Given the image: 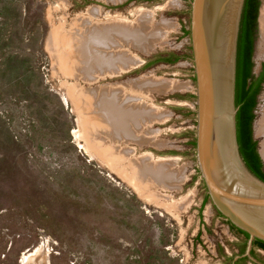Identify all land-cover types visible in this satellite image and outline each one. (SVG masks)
I'll return each mask as SVG.
<instances>
[{
  "label": "rangeland",
  "instance_id": "1",
  "mask_svg": "<svg viewBox=\"0 0 264 264\" xmlns=\"http://www.w3.org/2000/svg\"><path fill=\"white\" fill-rule=\"evenodd\" d=\"M263 8L260 0L256 77L264 69ZM97 9L91 23L108 18L106 23L137 26L148 13L151 27L137 45L120 40V49L134 59L131 67L89 80L83 63V76H72L78 57L64 66L55 49ZM189 9V0H0V264H232L229 258L239 255L244 236L210 200L201 208L207 190L192 146L195 78L191 40L184 35ZM74 38L82 49L84 37ZM172 53L182 57L179 62H156ZM145 83L153 85L144 91L148 106L147 97L138 96L143 91L131 92ZM163 83L170 90L155 87ZM103 87L130 90L137 105L159 117L139 131L149 139L141 135V142L120 147L107 138L116 160H100L90 149L78 104L84 92ZM254 113L253 136L262 155L264 83ZM128 147L135 158L171 163L177 187L138 186L130 174L137 160L130 154L122 160ZM255 250L256 262L241 264H264V251Z\"/></svg>",
  "mask_w": 264,
  "mask_h": 264
},
{
  "label": "water",
  "instance_id": "2",
  "mask_svg": "<svg viewBox=\"0 0 264 264\" xmlns=\"http://www.w3.org/2000/svg\"><path fill=\"white\" fill-rule=\"evenodd\" d=\"M245 1L189 0L195 160L212 206L249 235L245 254L234 262L243 258L256 262L254 242H264V182L244 162L237 136V58ZM141 63L117 76L140 68ZM258 152L262 159L259 148Z\"/></svg>",
  "mask_w": 264,
  "mask_h": 264
},
{
  "label": "bare ground",
  "instance_id": "3",
  "mask_svg": "<svg viewBox=\"0 0 264 264\" xmlns=\"http://www.w3.org/2000/svg\"><path fill=\"white\" fill-rule=\"evenodd\" d=\"M98 12V9L97 11L92 10V12L90 10L88 12V15H90L89 18L80 19L74 26V33L72 32L69 34L71 37H65L66 39H64L63 43H60L61 46L58 48L56 46V58L61 64H64V66L67 65L65 63L69 60L71 61L74 57H78L77 61L79 62L74 61L75 70L72 76H79L78 69L83 63H85L84 71L86 75H88L87 79L89 80L96 78L95 73H99L103 76L108 73V71L115 72L119 69H123L122 67L124 65H126V68L131 67V64L128 66V63L129 61L130 63L133 62L131 60L134 59H132L131 56L127 57L126 53L120 49L121 46H124V43H121L120 40H125V42L130 43L131 46L137 45V42H140L141 39L144 38L143 35L146 34L144 31L151 27L150 22L152 17L148 13L139 16L140 21L137 23V26L132 23L131 25L120 23L121 21H117L118 23H106V19L108 18H102L103 20L98 18L96 19V23L94 22L95 24L93 22L91 23L92 16L96 17ZM260 25L264 31V8L261 10ZM74 37H84L82 40L84 42L82 49L79 48V43ZM140 37L142 38L140 39ZM87 42H89V44L86 48ZM108 50H110V52H108ZM121 64L123 65L121 66ZM164 85L166 84L163 83L162 86L158 85L155 87H161L162 89L166 87L170 90V86ZM152 86L151 84L146 85L145 83V85L137 86L136 89L131 90V92L135 90L144 92L145 90H149ZM132 88L133 87H131V89ZM128 92H130V90L125 88L118 89L112 87L107 91L106 88L103 87L99 89V91L88 90L84 92V98L78 101L79 107L82 110L81 113L84 116V124L85 126L87 125L86 130L88 131V139H90L92 143L90 149L93 152H97L96 156L100 160H105L106 156L109 158L114 157L112 152L105 146L106 140H117L119 143L116 144H119L120 147L124 146L121 145L120 142H141L139 136L145 135L142 134L143 132H139L141 127L152 123L155 120L154 118L157 117L154 110L150 111L148 107L137 105L132 100V96L129 94L127 95ZM138 96L147 97L146 100L144 99L143 103L147 106L150 105L148 101L149 98L145 92ZM262 118V121L260 120L261 123H259V128L261 134H264V117ZM109 126L110 128H108ZM95 133H97V135ZM142 137L149 139L146 138V135ZM122 149H124L126 153V156H124L122 160H127L129 154L134 156L130 157L131 160H137L136 165L132 166L133 169L130 174L133 176L138 186L141 185L142 182V188H147V190L148 187L150 188L151 186H160L163 189L177 187V179L174 177V174L168 171L172 169L171 163L168 164L165 161L157 163L149 156L135 158L136 155L133 154L135 149L133 150L130 147ZM120 152L121 151H119V153ZM262 155L264 157V143L262 144ZM116 158L117 157H114L113 160H116ZM142 180H147V182ZM143 190L146 191V189ZM180 207H186V205H181Z\"/></svg>",
  "mask_w": 264,
  "mask_h": 264
},
{
  "label": "trees",
  "instance_id": "4",
  "mask_svg": "<svg viewBox=\"0 0 264 264\" xmlns=\"http://www.w3.org/2000/svg\"><path fill=\"white\" fill-rule=\"evenodd\" d=\"M259 10L260 0L245 1L238 45L236 106L239 107L237 113V136L241 156L249 170L264 182V165L258 152V142L253 138V123L255 120L254 112L258 103V96L262 91L264 83V69L259 77H256L253 74V56L258 28ZM184 35L189 36L190 31L184 29ZM181 58L182 57L176 56L172 53L169 57H159L156 62L175 64L179 62ZM192 98H195V96H192ZM192 146L193 148L196 147L195 139ZM209 200V196H206L204 205ZM228 223L233 230L244 236L245 240L241 245V251L239 253V255H243L247 249L249 235L237 229L230 222ZM254 249H261L264 251V242L256 240L254 242ZM254 251L252 252L253 256ZM232 260L233 257L229 258L230 262H232ZM245 260L246 259L239 261V264Z\"/></svg>",
  "mask_w": 264,
  "mask_h": 264
},
{
  "label": "flooded vegetation",
  "instance_id": "5",
  "mask_svg": "<svg viewBox=\"0 0 264 264\" xmlns=\"http://www.w3.org/2000/svg\"><path fill=\"white\" fill-rule=\"evenodd\" d=\"M171 54H168L167 56H164V57H169ZM176 56H179V55H177V54H175ZM253 138H254V136H253ZM254 140H255V138H254ZM263 169H264V166H263ZM205 199H206V197L203 199V201H202V205H201V208L203 207V205H204V202H205ZM242 243L243 242H241V245H242ZM255 249H253L252 250V252L254 251ZM246 252V251H245ZM245 254V253H244ZM239 256V255H238ZM253 256V255H252ZM253 257H255V258H258L257 257V254H256V250L254 251V256ZM235 258V257H234ZM243 259H247V258H243ZM243 259H239L238 261H236V262H234V259L232 260V264H239V261H241V260H243ZM241 264V263H240Z\"/></svg>",
  "mask_w": 264,
  "mask_h": 264
},
{
  "label": "crops",
  "instance_id": "6",
  "mask_svg": "<svg viewBox=\"0 0 264 264\" xmlns=\"http://www.w3.org/2000/svg\"><path fill=\"white\" fill-rule=\"evenodd\" d=\"M141 81V80H140ZM140 81L139 82H136V83H139L140 84ZM143 81V80H142ZM139 107V106H138ZM151 123H149V125H150Z\"/></svg>",
  "mask_w": 264,
  "mask_h": 264
}]
</instances>
